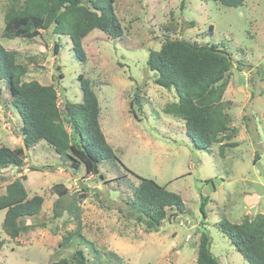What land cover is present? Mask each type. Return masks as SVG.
<instances>
[{"label": "rangeland", "instance_id": "obj_1", "mask_svg": "<svg viewBox=\"0 0 264 264\" xmlns=\"http://www.w3.org/2000/svg\"><path fill=\"white\" fill-rule=\"evenodd\" d=\"M9 1L0 0V30ZM114 13L122 36L113 39L93 30L83 41L85 65L75 59L69 41L55 39L51 31H41L33 40H0L26 67L25 81L56 86L60 107L65 101L80 103L78 76L88 80L98 99L105 140L124 166L101 165L105 179L98 180L83 167L73 170L43 142L24 150L25 165L0 174V194L24 175L28 196L40 195L44 202L37 216L24 221L37 226L16 239L4 233L0 211V264H52L76 249L88 264H196L201 232L207 233L219 264H248L219 224L264 214V0H245L238 8L211 0H114ZM169 22L176 26L175 35L163 29ZM167 34L214 46L232 59L223 100L230 104L236 130L232 141L238 146L226 149L223 158L216 148H195L185 127L163 114L175 93L155 84L147 61ZM54 40L60 44L58 54L53 53ZM137 88L142 111L130 105ZM16 114L0 103V146L23 148ZM135 176L164 186L183 203V211H175L158 232H145L119 210L126 211V190L137 183ZM57 184L66 188L65 195L54 193ZM201 195L208 198L204 207ZM72 203L75 210L67 212ZM56 206L63 211L60 218L53 217ZM69 232L87 244L77 238L60 249Z\"/></svg>", "mask_w": 264, "mask_h": 264}, {"label": "trees", "instance_id": "obj_2", "mask_svg": "<svg viewBox=\"0 0 264 264\" xmlns=\"http://www.w3.org/2000/svg\"><path fill=\"white\" fill-rule=\"evenodd\" d=\"M211 1L238 8L245 0ZM163 29L173 35L177 32L172 22ZM93 30L113 39L122 36L114 13V0H10L3 16L0 40H33L40 37L41 31H51L55 39L63 37L65 43L67 39L75 59L85 65L83 41ZM59 50L60 44L54 40L53 53L58 54ZM147 64L154 73L155 84L175 93L176 100L162 108L163 114L177 119L185 127L195 148L206 152L216 148L219 157L223 158L226 149L238 146L232 141L236 130L231 125L230 104L223 100L228 75L233 68L232 59L226 52L183 38H171L167 34L159 51L149 52ZM26 74V67L18 63L16 52L8 51L0 44V103L17 113L18 131L23 141V148L0 146V174L8 168L21 169L25 165L24 150L39 142L45 143L58 159L68 161L73 170L83 167L87 174L97 175L98 180L105 179L100 172L101 165L124 169L100 128V107L88 80L78 76L80 103L65 101L60 107L55 85L25 81ZM138 91L137 88L130 104L133 111L135 107L138 111L143 109ZM136 178L137 183L130 184L126 190V211L119 210L145 232H158L165 220L175 217V211H183V203L177 194L153 180ZM25 180L24 175L14 179L0 194V211H4L2 229L10 239L37 226L35 222L26 224L24 221L37 216L44 202L40 195L28 196L23 185ZM52 190L59 196L67 193L61 184L54 185ZM200 199L204 207L208 198L201 195ZM72 210H75L74 203L66 211ZM62 212L56 206L53 217L60 218ZM219 225L248 264H264V214L244 215L239 223ZM74 240L87 244L82 236L69 232L58 246L68 249ZM3 243L0 240V250ZM210 245L207 233L201 232L195 245L196 264H219L210 252ZM88 261L83 252L76 249L52 264H88Z\"/></svg>", "mask_w": 264, "mask_h": 264}, {"label": "water", "instance_id": "obj_3", "mask_svg": "<svg viewBox=\"0 0 264 264\" xmlns=\"http://www.w3.org/2000/svg\"><path fill=\"white\" fill-rule=\"evenodd\" d=\"M94 172H95V173L97 172L96 167H94ZM66 203H67V202L65 201V204L62 206V208H65Z\"/></svg>", "mask_w": 264, "mask_h": 264}]
</instances>
